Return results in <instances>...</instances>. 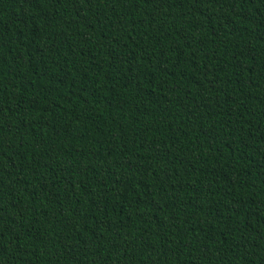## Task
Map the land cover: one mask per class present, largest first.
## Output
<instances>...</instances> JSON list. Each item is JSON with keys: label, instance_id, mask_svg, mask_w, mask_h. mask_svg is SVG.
Masks as SVG:
<instances>
[{"label": "trees", "instance_id": "trees-1", "mask_svg": "<svg viewBox=\"0 0 264 264\" xmlns=\"http://www.w3.org/2000/svg\"><path fill=\"white\" fill-rule=\"evenodd\" d=\"M0 264H264V0H0Z\"/></svg>", "mask_w": 264, "mask_h": 264}]
</instances>
